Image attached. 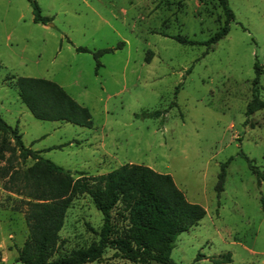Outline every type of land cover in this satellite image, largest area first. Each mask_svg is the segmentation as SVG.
<instances>
[{
	"label": "rangeland",
	"instance_id": "rangeland-1",
	"mask_svg": "<svg viewBox=\"0 0 264 264\" xmlns=\"http://www.w3.org/2000/svg\"><path fill=\"white\" fill-rule=\"evenodd\" d=\"M37 1L50 21H34L29 0H0V114L18 125L23 142L51 146L45 157L91 181L124 163L170 173L186 199L206 209L176 236V263L264 264V179L252 170L264 171V103L246 113L255 61L264 102V0H228L235 17L209 44L202 41L225 19L218 0ZM76 45L112 49L96 66L93 54ZM19 75L60 83L89 108L92 126L36 118L18 95ZM33 160L18 157L15 164ZM24 198L0 180V264H23L16 257L28 233ZM111 215L115 231L129 224L122 201ZM102 223L92 196L76 193L53 257L98 240ZM82 264L165 263L131 260L108 246Z\"/></svg>",
	"mask_w": 264,
	"mask_h": 264
},
{
	"label": "trees",
	"instance_id": "trees-1",
	"mask_svg": "<svg viewBox=\"0 0 264 264\" xmlns=\"http://www.w3.org/2000/svg\"><path fill=\"white\" fill-rule=\"evenodd\" d=\"M34 21L46 23L51 16L43 14L37 0H29ZM225 14L223 25L202 43L209 44L225 35L234 19V11L228 0H218ZM183 43L198 42L180 34L172 35ZM79 51L93 54L96 66L99 57L111 47L91 48L76 45ZM253 97L247 103L249 114L263 106L259 96L258 75L261 65L254 62ZM18 94L30 112L39 119L64 120L83 126H92L89 108L76 100L57 81L42 77L19 75L15 81ZM161 111L144 110L142 115H157ZM138 114V113H137ZM9 135V136H8ZM53 147H57L54 145ZM27 146L18 125L7 122L0 114V180L2 187L21 193L27 236L18 248L17 261L23 264H82L101 257L110 246L131 260H156L165 264H178L171 258L176 236L196 224L206 213L198 203L186 199L168 172L157 171L151 166L124 163L91 181L85 176L73 177L70 170L45 157L41 151ZM17 150V152H16ZM18 157L33 158L26 167L15 164ZM222 163L215 185L223 189L225 165ZM252 170L264 179V171L256 165ZM88 192L97 209L103 215L99 238L86 247L72 248L63 254L56 253L62 240L59 239L66 210L78 192ZM122 201L128 211L129 224L120 231L112 225L111 209ZM226 260H231L229 252ZM197 259L201 256L197 255Z\"/></svg>",
	"mask_w": 264,
	"mask_h": 264
},
{
	"label": "crops",
	"instance_id": "crops-1",
	"mask_svg": "<svg viewBox=\"0 0 264 264\" xmlns=\"http://www.w3.org/2000/svg\"><path fill=\"white\" fill-rule=\"evenodd\" d=\"M32 18H33V16H32ZM49 24H51V23H49ZM60 84V83H59ZM61 85V84H60ZM65 89V88H64ZM66 90V89H65ZM18 91V90H17ZM67 91V90H66ZM19 95V94H18ZM20 97V96H19ZM21 99V98H20ZM77 100V99H76ZM22 101V100H21ZM24 103V102H23ZM25 104V103H24ZM26 106V105H25ZM27 107V106H26ZM28 108V107H27ZM30 111V110H29ZM4 118V117H3ZM59 121H64V120H59ZM8 122V121H7ZM42 151H44V150H42ZM42 151H41V153H42Z\"/></svg>",
	"mask_w": 264,
	"mask_h": 264
}]
</instances>
